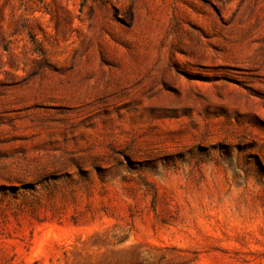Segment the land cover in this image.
Segmentation results:
<instances>
[{"label": "rangeland", "instance_id": "374dc122", "mask_svg": "<svg viewBox=\"0 0 264 264\" xmlns=\"http://www.w3.org/2000/svg\"><path fill=\"white\" fill-rule=\"evenodd\" d=\"M0 264H264V0H0Z\"/></svg>", "mask_w": 264, "mask_h": 264}]
</instances>
